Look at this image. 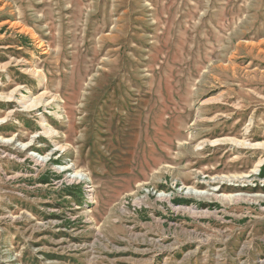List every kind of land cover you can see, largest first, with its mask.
<instances>
[{"label":"rangeland","instance_id":"374dc122","mask_svg":"<svg viewBox=\"0 0 264 264\" xmlns=\"http://www.w3.org/2000/svg\"><path fill=\"white\" fill-rule=\"evenodd\" d=\"M14 89L0 264H264V151L229 141L264 143V0H0ZM41 93L55 101L18 103Z\"/></svg>","mask_w":264,"mask_h":264},{"label":"bare ground","instance_id":"6f19581e","mask_svg":"<svg viewBox=\"0 0 264 264\" xmlns=\"http://www.w3.org/2000/svg\"><path fill=\"white\" fill-rule=\"evenodd\" d=\"M5 67V66H4ZM28 72V71H27ZM16 92H17V90L16 89H14V90H12L9 94H8V96H1L0 95V100H1V98H3V99H6L7 101H12V100H15V98H14V94H16ZM19 93V92H18ZM16 97V96H15ZM23 97V96H22ZM45 97H46V95H43V93H41L40 95H37V96H35V97H33V98H21L19 101H18V103L20 104V105H22V108H24V109H30V110H33L34 108H35V110L37 109V108H39V107H41V106H48L50 103H53L54 101H55V98H50V99H45ZM2 101V100H1ZM12 112H8V114L10 115ZM8 115V116H9ZM7 118V117H6ZM3 121H4V118L3 119H1L0 120V124L1 123H3ZM44 122V120H42V123L40 124V126L42 127V126H47L45 123H43ZM50 130V129H49ZM54 131V130H53ZM41 133V132H40ZM44 133V132H43ZM50 134H53V132H52V130H50V132H49ZM34 137V136H33ZM35 138V137H34ZM34 140V139H33ZM228 141L227 139H224V140H214V141H209V142H206L208 145H210V146H212V145H215V144H217V143H221L222 141ZM0 141H1V143H9V142H12V139H7V140H2V139H0ZM31 141V140H30ZM230 141V143H232L234 146H237V147H240V148H245V149H250V150H262V151H264V143H249V142H247V141H240V140H236V139H231V140H229ZM205 142H203V143H201L202 145H204V143ZM32 143V142H31ZM10 144V143H9ZM5 145V144H3V145H1V148H2V150H4V151H9V153H11V154H13L12 152L13 151H15V149L14 148H12V149H9V146L10 145ZM19 144V143H18ZM225 144V143H224ZM18 146V145H17ZM21 146V145H20ZM27 145H23V147H26ZM200 147V146H199ZM199 147H197L196 149L197 150H199V149H201V148H199ZM7 148V149H6ZM19 148V147H18ZM57 149H60V150H62L63 148H61V147H58ZM16 150H17V148H16ZM64 150V149H63ZM55 151V150H54ZM61 153V152H60ZM16 154V153H15ZM31 154H35V153H31ZM48 154V153H47ZM51 154V153H50ZM30 156H32V155H30ZM39 158V157H38ZM44 159H47V157L46 158H43V159H41L40 158V161H42V160H44ZM33 160V163H34V165H39V164H41V162H38V161H36L35 159H32ZM20 161V160H19ZM44 161H46V160H44ZM42 163H44V162H42ZM263 163V160L261 159V160H259L258 162H257V164L255 165V167L257 168V167H259V166H261V164ZM45 166V165H44ZM35 169V168H34ZM70 168H69V165L68 166H65V167H63L62 168V171H68ZM72 169V168H71ZM258 171V170H257ZM256 171V172H257ZM77 173H73L72 174V176H70L69 178H70V182H73V181H77V182H80V181H82V180H85L86 181V186H85V188H84V190H83V200L82 201H84V203L85 204H89V205H91V204H93V202H94V188H93V186H92V184H90L87 180H86V177H84L85 175L84 174H81L80 172H78V171H76ZM255 171L253 170V171H251V173H254ZM158 178V177H157ZM177 178V177H176ZM232 176L229 178V179H221L220 181L221 182H219V181H217V182H219L220 184H224V182H228L229 184H237L238 186H240V185H248V184H250V182H252V180H250L249 179V176L247 175V174H245V175H243L242 177H240V178H237V177H233L232 179ZM57 179V178H56ZM249 179V180H248ZM56 181V180H55ZM217 182H215V183H217ZM187 189V191L188 192H190V195L192 194V195H194V196H196V197H208V196H212L213 198H221L222 200H224V201H226V200H232V201H239V200H242V199H245V201L246 200H249V201H253L254 202V199H256L257 200V196H241V195H238V194H233V195H231V196H229V195H218V194H214V191H217V189H211V193H207V192H195V191H192V189H188V188H186ZM159 198H164V195H160L159 196ZM139 202H141V199L139 198V199H137V200H135L134 201V203H139ZM88 207V206H87ZM83 208V207H82ZM179 209V208H178ZM175 210V209H174ZM180 211H181V209H180ZM179 211V212H180ZM182 212H185V213H187V214H189V215H191V216H200V215H205V213H202V212H200V213H197V212H194V211H192L190 208L189 209H184V210H182ZM198 218V217H197ZM109 219V218H108ZM106 222V221H105Z\"/></svg>","mask_w":264,"mask_h":264},{"label":"built area","instance_id":"2783aa9c","mask_svg":"<svg viewBox=\"0 0 264 264\" xmlns=\"http://www.w3.org/2000/svg\"><path fill=\"white\" fill-rule=\"evenodd\" d=\"M1 153H2L3 157H7L8 160H13L16 157L15 154H11V153H9V151L1 150Z\"/></svg>","mask_w":264,"mask_h":264}]
</instances>
